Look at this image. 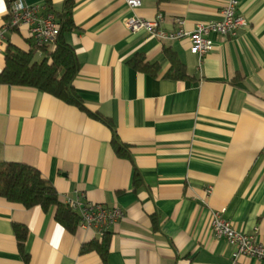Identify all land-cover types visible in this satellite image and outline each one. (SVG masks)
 <instances>
[{
    "label": "crops",
    "instance_id": "0c3cea01",
    "mask_svg": "<svg viewBox=\"0 0 264 264\" xmlns=\"http://www.w3.org/2000/svg\"><path fill=\"white\" fill-rule=\"evenodd\" d=\"M14 0H4L0 29ZM57 16L66 0H26ZM75 29L65 39L76 51L74 86L90 116L34 87L0 83V161L37 167L64 203H102L125 215L110 229L108 264H264L240 255L211 231L213 211L264 243V0H238L246 24L234 37L213 34L202 59L188 37L160 38L130 31L129 17L163 14L160 27L193 30L222 17L225 0H73ZM0 51L31 47L27 26L8 28ZM54 46L49 47L52 50ZM168 49L186 76L170 75ZM143 55L156 74L135 68ZM45 55L39 50L36 61ZM127 145L121 157L113 135ZM136 172L140 185H135ZM212 187V192L207 189ZM29 233L24 257L15 225ZM101 236L79 226L75 234L55 219V208H27L0 197V264H104L81 246Z\"/></svg>",
    "mask_w": 264,
    "mask_h": 264
},
{
    "label": "trees",
    "instance_id": "16d2710c",
    "mask_svg": "<svg viewBox=\"0 0 264 264\" xmlns=\"http://www.w3.org/2000/svg\"><path fill=\"white\" fill-rule=\"evenodd\" d=\"M73 12L74 1L66 0L64 10L59 15L60 34L52 50L48 46L42 48L45 57L40 62L35 60L38 48L31 46L29 49H22L8 43L4 48L5 67L0 73V83L34 87L50 93L63 102L86 111L90 116L107 122L113 129V125L109 121L85 107L74 86V79L79 71V62L75 49L65 39V33L76 27ZM165 52L172 62L170 75L174 78H184L186 76L185 65L170 50L166 49ZM130 63L135 68L153 75L159 69L157 63L148 62L143 55H136L130 60ZM112 145L118 155L131 158L129 147L120 142L115 134ZM139 179V174L136 172V187L141 183ZM0 197L21 203L27 208L40 206L45 211L55 208L56 221L71 234H75L80 226L78 212L68 203L61 201L55 186L35 166L22 162L0 161ZM15 232L19 247L24 257L27 258L25 244L29 230L23 225L16 224ZM110 244L111 234L107 231L100 238L84 243L81 246V252H96L103 263L108 264Z\"/></svg>",
    "mask_w": 264,
    "mask_h": 264
},
{
    "label": "built area",
    "instance_id": "2783aa9c",
    "mask_svg": "<svg viewBox=\"0 0 264 264\" xmlns=\"http://www.w3.org/2000/svg\"><path fill=\"white\" fill-rule=\"evenodd\" d=\"M130 7H139L141 0H127ZM238 0H225L222 8V17L214 22H200L193 30L185 28V20L176 18V23L180 26L177 31L166 32L161 29L160 22L163 14L158 13L156 19L148 20L139 16L129 17L126 26L130 31L146 30L150 34L160 38L180 39L188 37L191 42V52L201 59L210 53L215 42L213 34L234 37L246 24V18L238 10ZM27 26L31 39V46L42 50L43 47L54 46L61 29V21L57 14L48 5H31L26 0H14L9 10V20L0 29V51L1 46L6 41V31L9 27ZM212 192V187L207 189ZM68 204L78 212L80 216V226L95 231L100 236L125 215L119 207H109L102 203L82 204L79 201H68ZM224 210L212 212L210 219L211 231L216 238L225 239L230 245L235 247L233 258L240 255L255 257L264 260V243L257 239L256 233H244L237 230L231 221L223 215Z\"/></svg>",
    "mask_w": 264,
    "mask_h": 264
},
{
    "label": "clouds",
    "instance_id": "9594fccd",
    "mask_svg": "<svg viewBox=\"0 0 264 264\" xmlns=\"http://www.w3.org/2000/svg\"><path fill=\"white\" fill-rule=\"evenodd\" d=\"M6 9L4 6V0H0V14L5 13Z\"/></svg>",
    "mask_w": 264,
    "mask_h": 264
}]
</instances>
